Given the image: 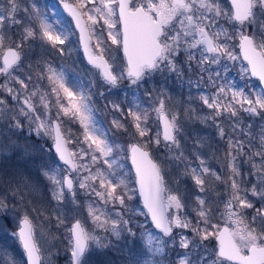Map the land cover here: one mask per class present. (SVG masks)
<instances>
[{"label": "snow or ice", "instance_id": "1", "mask_svg": "<svg viewBox=\"0 0 264 264\" xmlns=\"http://www.w3.org/2000/svg\"><path fill=\"white\" fill-rule=\"evenodd\" d=\"M60 3L62 11H66L74 21L75 29L79 30L88 64L110 89L124 79L132 85H139L157 72L179 74L176 61L182 52L189 66L195 61L201 72L207 71L205 65H221L222 61L240 59L234 47H238L243 61H246L241 73H250L264 84V0H227V6L222 0H75L74 3L60 0ZM44 7L52 10L51 15L45 13L41 16L35 4L29 13L27 7L21 8L20 0H0V76L5 78L0 83V91L8 93L19 105L18 109H9L7 101L0 99V118L9 121L10 132L22 129L23 121L27 120L30 133L52 139V146L63 167L57 163L43 175L50 181L52 198L58 204L63 203L67 195L74 202L78 186L105 206L118 203L125 208L126 198L132 200L136 189H129L124 177L116 171L121 167L117 154L123 149L111 140L106 130L98 126L91 97L79 80L68 79L63 71L46 64L37 73V83L29 90L31 72L27 76L15 74L23 65L22 45L25 41L38 37L42 43H50L59 54H64L65 49L57 48V45H64L72 29L61 12L56 11L58 5L55 2L46 3ZM21 11L29 19L35 16L39 33L31 24L25 25L21 43L16 47H5L6 33L21 23L18 15ZM112 51H122L123 66L119 69L114 66L115 57L109 55ZM28 67L32 68L31 65ZM223 67L227 71V65ZM219 77L220 72H209L208 82L216 91L211 96H200L202 104L212 110L213 121L226 117L233 121L232 131L235 133L240 111L264 115V90L246 94L240 88L218 85L216 78ZM44 79L48 80L50 91H41L39 81ZM145 94L152 95L150 92ZM37 97L34 103L33 98ZM52 97H55L54 101ZM53 108L56 109L55 118L51 116ZM112 108L131 118L130 126L135 131L130 134L143 141L128 145L127 153L135 169V183L143 208L146 209L141 215L150 218L154 229L162 234L157 236L150 229L141 233L143 251L135 253L134 264H141V259L143 264H154L156 257L166 256V250L170 247L175 250L177 245L182 251L177 253L175 264H264V205L257 208L249 199L250 193L264 201V137L261 138L262 147L256 149L249 141L245 150L244 141L235 139L225 132L223 126L217 125L220 138L228 137V175L225 179L210 168L200 155L193 154L198 161L195 166L184 156L178 139L181 133L179 117L166 108L162 93L151 109L162 126V131L158 130L154 136H149L150 112L141 106L138 98L130 101L126 113L117 104H113ZM63 117L78 120L84 130L83 139L79 141L82 146L76 150L68 147L73 141L62 131ZM112 124L116 129L128 132L120 120L113 119ZM145 137L148 139H143ZM152 144H163L168 153L175 151L176 154L169 159L185 164L182 175L190 176L196 189V194L191 197L190 212L186 203L190 197L167 188L161 164L152 158L148 150ZM240 157L246 159L240 161ZM101 163L107 168L97 167ZM242 164L250 165L249 174L256 181L250 189L242 186L245 182L240 170ZM211 179L224 184L228 191L220 213L223 226L212 223V209L206 199ZM23 187L29 186L25 184ZM117 189L121 191L118 193ZM10 195L13 200L19 197V202L24 201L20 185L11 188ZM8 199V194L0 195V209L7 210ZM248 209L255 213L250 218L245 212ZM32 211L39 212L37 209ZM193 212L195 222L189 218ZM88 216L96 229L109 233L117 241L121 240L124 232L132 239L136 238V232L129 227L130 220L124 219L120 212L113 217L103 208L90 203ZM57 220L63 223L59 217ZM184 230L191 232L192 236L185 234ZM68 233L71 264H84L83 257L90 245L105 248L111 244L107 236L101 238L95 235L80 220L71 225ZM12 235L27 257L26 264H44L35 225L27 211L19 217L17 231ZM210 238L216 241L214 250L205 247L204 242Z\"/></svg>", "mask_w": 264, "mask_h": 264}, {"label": "rangeland", "instance_id": "2", "mask_svg": "<svg viewBox=\"0 0 264 264\" xmlns=\"http://www.w3.org/2000/svg\"><path fill=\"white\" fill-rule=\"evenodd\" d=\"M53 2L58 5L56 11L61 12L64 21L72 29L64 45H57V48L63 47L65 49L64 54H59L56 49L51 47L50 43H42L38 37L25 41L22 45L23 65L15 74L20 75L22 73L24 76H27L31 72L32 81L29 82V90L37 83V73L46 64H51L58 71H63L68 79H78L84 90L91 97V106L94 109L93 115L98 122V126L106 130L112 141L121 145L123 151L117 154L118 163L121 167L117 168L116 171L120 176L124 177L129 189H136V194L132 200H127L126 198L125 208H122L118 203L115 205L110 203L105 206L99 203L98 198L94 195L86 194L84 190H80L77 186L74 202L72 197L67 195L64 202L58 204L52 198V185L50 181L43 175L44 171L50 167H55L57 163L60 164L61 168L63 167L62 162L58 161V157L52 149V139L47 136L37 137L34 132L30 133L27 120L23 121L24 127L22 129H14L10 132L8 131L9 121L0 118V145H2L0 147V195L8 194L9 196L7 210L0 209V264H26V256L23 253L22 247L17 238L12 235V233L17 231L18 219L25 211L28 212L35 225L44 264H71V253L69 251L67 237L69 234L68 229L76 219H79L89 231H94L95 235L101 238L107 236L111 240V244L105 248L90 245L89 250L83 257L84 264H115L117 260L120 261V264H128V261L124 262L127 258L122 255V250H129L134 242L140 243L139 246L142 248L141 233L145 229L152 230L157 236L162 234L152 228L149 224V221L151 222L149 218L141 215L142 212H146V209L143 208V204L138 195L135 173L127 153L128 145L143 141L138 136L130 134L135 131L130 126L131 118H126L121 115V112L114 110L112 105H119L126 113L130 106V101L138 98L141 106L147 108L150 112L148 123L151 132L149 136H154L158 130L161 131V126L159 121L156 120L155 113L151 112V109L155 104L157 96L162 93L166 108L179 117L178 124L181 128V133L178 139L180 140V150L183 151L184 156L195 166L198 161L195 160L193 154L200 155L206 160L210 168L227 179L228 137L226 136L224 139L220 138L217 125L223 126L225 132L234 136L235 139L244 141L246 145L245 150H247L249 141L252 142L254 148L259 149L262 147L261 138L264 137V115H250L247 112L240 111L238 117L239 126L235 133L232 131L233 121L226 119V117H221L213 121L211 119L212 110L203 105L200 100L202 94L211 96L216 91L208 82L209 72H220V77L216 78V83L218 85H224L226 88L228 86L240 88L246 94L259 92L264 89L257 80L252 79L250 73L240 74L242 78L246 76L247 85H244L242 83L240 84V79L229 71L231 65L238 66L239 70L245 65L236 48H233V50L240 59L236 61H222L221 65H206L209 68L207 75L203 74V72L194 74L190 71L187 73L180 72L183 68L177 66L179 74L168 71H164L163 73L157 72L150 78L146 77L145 81H142L139 85H132L127 79H124L119 82L117 87L110 89L98 75L86 69L82 63L79 51L78 32L66 11H62L63 5L60 3V0H20L21 8L27 7L29 13L33 11L32 5H37L41 16L45 13L51 15L52 10L46 9L44 5ZM69 2L74 3L75 0H69ZM18 15L21 23L13 26L6 33L8 39L5 41V47H16L17 44L21 43V33L25 25L31 24L37 33H39L38 21L34 15L31 19L23 11ZM110 56L115 57L114 66L116 68L123 66V58L115 51L111 52ZM224 64L227 65V71L224 70ZM29 65L32 66L31 69H29ZM213 66L219 67L212 69ZM201 76L203 79H201ZM4 79L3 76H0V83H3ZM172 84L175 88L171 86ZM39 85L41 91H50V85L47 79L39 81ZM90 85L92 86L90 87ZM193 87H199L203 92L195 96L191 91ZM146 92H150L152 94L151 97L147 96L145 94ZM100 93L104 95L101 96ZM0 99L7 101V107L9 109H18L19 107L17 102L13 101L6 92L0 91ZM52 99L54 101L55 97H52ZM37 100L38 97L33 98L34 103ZM64 103L67 104V99L64 100ZM38 111H42V109H38ZM55 114L56 109L53 108L51 110V116L55 118ZM113 119L120 120L128 128V132L126 133L122 129H116L112 124ZM61 126L65 135H70L73 141V143L68 145L70 149L76 150L78 147H81L82 145L79 144V141L83 139L84 130L80 122L78 120L74 121L69 117H63ZM143 139L146 140L148 137ZM83 146L86 147V145ZM148 150L155 161L161 164L166 186L169 191L174 193L178 191L181 195L190 197L186 201L189 205L187 211L190 212L192 204L191 197L196 194V189L190 176L182 175L185 164L171 161L169 156L175 155L176 153L175 151L168 153L163 144L159 146L152 144ZM244 159L246 157L239 158L240 161ZM211 162H214V165H211ZM256 162L259 163V158L256 159ZM97 167L107 168L102 163L98 164ZM240 170L245 181L242 186L250 189L252 183L256 182L255 178L249 174L250 165L242 164ZM25 184L29 187L24 188L23 186ZM17 185L23 188V202H19V197L16 200L11 198L10 189ZM210 189L216 192L217 196H222L223 201L228 198V191L224 184L221 185V188L212 185ZM120 191L121 189H117L118 193ZM249 199L257 208L264 205V201L258 197L251 196L250 193ZM222 200L219 205L223 204ZM90 203L103 208L113 215V217H115L116 212L122 213L124 219L130 220L129 227H132L136 232V238L132 239L127 235V232H124L121 240L117 241L109 233H105L101 229H96L91 218L88 216V205ZM208 207L212 209V223H217L221 226L224 225V221L220 217L224 205L221 208L217 204L214 207L212 205ZM32 209H37L39 212L32 211ZM245 212L249 218L255 214L252 209L245 210ZM57 217L63 220V223H59ZM194 217L195 213L193 212L189 218L195 222ZM140 225H144V227H140ZM174 232H180V230H174ZM184 233L192 236V233L187 230H184ZM104 242L108 243L107 240ZM171 250L172 248L170 247L166 252L170 253ZM172 251L175 252V257H177V253L182 250L177 245L175 250ZM159 259L161 257H156L155 261L159 263ZM163 263H165V260L161 262V264Z\"/></svg>", "mask_w": 264, "mask_h": 264}, {"label": "trees", "instance_id": "3", "mask_svg": "<svg viewBox=\"0 0 264 264\" xmlns=\"http://www.w3.org/2000/svg\"><path fill=\"white\" fill-rule=\"evenodd\" d=\"M194 72H196V71H193L192 73L194 74ZM184 73H186V72H184ZM171 86L173 87V84ZM173 88H175V86ZM172 90H174V89H172ZM191 91L195 94V96H198L199 93L203 92V90L201 88H199V87H193L191 89ZM211 163H212L211 165H214V162H211ZM208 183H209L210 186H212V185L213 186H218L219 188H221V185H222L221 183L215 181L214 179L209 180ZM206 199L208 201V206L212 205L214 207L215 204H217V206L220 207V208L223 206V204L219 205V203L222 200V196H217L216 192L212 191L210 189V187L208 189V194L206 195ZM222 203H223V200H222ZM149 224L152 226V228H154L150 221H149ZM139 244L140 243L134 242L129 250H127V251L125 249L122 250L123 251L122 255L125 258H127V260L124 261V262L128 261V264H134L133 257L135 255V253L143 251V248H141L139 246ZM204 244H205V247H207L209 250H213V249H215L216 241H215L214 238H210L209 241H205ZM176 258L177 257H175V252L171 250L170 253L167 252L166 256L161 257V259H159L160 260L159 263L161 264V262L165 260V263H163V264H175ZM159 263L154 261V264H159ZM115 264H120V261L117 260ZM141 264H143V259H141Z\"/></svg>", "mask_w": 264, "mask_h": 264}, {"label": "flooded vegetation", "instance_id": "4", "mask_svg": "<svg viewBox=\"0 0 264 264\" xmlns=\"http://www.w3.org/2000/svg\"><path fill=\"white\" fill-rule=\"evenodd\" d=\"M222 3H224L225 6H227V0H222ZM68 17H69V19L71 20V17H70V16H68ZM71 21H72V20H71ZM72 23H73V21H72ZM73 24H74V23H73ZM74 26H75V25H74ZM76 30H77V29H76ZM77 32H78V31H77ZM78 36H79V34H78ZM78 43H79V45H80L79 51H80V55H81L80 58H81L82 63L85 65V68H86V69H88V70H90V71L96 73V70H94V69L91 67V65L88 64V61H87L86 57L84 56V52H83L82 46H81V44H80V39H79V42H78ZM93 43H94V41H93ZM109 43H110V42H109ZM113 48H115V46H113ZM234 48L238 49V47H234ZM238 51H239V49H238ZM112 52H113V51H112ZM115 52H116L119 56H121V57L123 58L122 51H115ZM110 55H111V52H110ZM239 55H240V52H239ZM240 56H241V55H240ZM241 59H242V56H241ZM242 61H243V59H242ZM224 62H226V61H224ZM243 62H244V64L246 65V61H243ZM176 63H177V66H181V68H183V69L180 70V72H186V73H187L188 71H190V72L196 71V72H194V73L201 72L200 67L197 65V63H196L195 61H192V62H191V66H189V63H188L187 60H186V55H185L183 52L178 56ZM83 67H84V66H83ZM120 67H122V66H120ZM204 67L207 68L206 65H205ZM217 67H219V66H213L212 69H216ZM117 69H119V68H117ZM208 70H209V68H207V71H204L203 74H206V75H207ZM229 71H230L232 74H235V76L238 77V78L240 79V82H239L240 84L242 83V84H244V85H247V83H246V76H244V78H242V77L240 76L241 71L239 70L238 66L231 65ZM230 72H229V73H230ZM239 72H240V73H239ZM251 77H252V76H251ZM252 79L257 80V81L260 83L259 79H257V78L252 77ZM242 81H243V82H242ZM260 84H261V83H260ZM261 86H262V85H261Z\"/></svg>", "mask_w": 264, "mask_h": 264}, {"label": "water", "instance_id": "5", "mask_svg": "<svg viewBox=\"0 0 264 264\" xmlns=\"http://www.w3.org/2000/svg\"><path fill=\"white\" fill-rule=\"evenodd\" d=\"M73 23H74V21H73ZM75 25V24H74ZM78 31V34H79V30H77ZM79 39H80V36H79ZM81 44V43H80ZM81 46H82V44H81ZM11 47H13V46H11ZM82 49H83V46H82ZM83 52H84V49H83ZM84 56L86 57V55H85V53H84ZM86 59H87V57H86ZM254 78H257V77H254ZM258 79V78H257ZM261 83V82H260ZM262 85V87H263V89H264V84H261ZM161 126V125H160ZM61 128H62V126H61ZM62 131H63V129H62ZM161 131H162V126H161ZM134 143H136V142H134ZM53 145V144H52ZM69 147V146H68ZM52 149L54 150V148H53V146H52ZM69 149H70V147H69ZM54 152H55V150H54ZM152 155V154H151ZM152 158L154 159V157L152 156ZM129 160H130V163H131V159L129 158ZM155 160V159H154ZM131 165H132V163H131ZM133 167V166H132ZM133 170H134V173H135V169H134V167H133ZM137 191H138V186H137ZM138 195H139V192H138ZM140 197V196H139ZM140 200H141V202H142V199L140 198ZM143 204V203H142ZM150 219V218H149ZM76 220H79V219H76ZM75 220V221H76ZM75 221H73V223L75 222ZM72 223V224H73ZM223 226V225H222ZM26 256V255H25ZM26 259H27V257H26Z\"/></svg>", "mask_w": 264, "mask_h": 264}]
</instances>
